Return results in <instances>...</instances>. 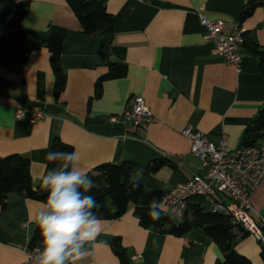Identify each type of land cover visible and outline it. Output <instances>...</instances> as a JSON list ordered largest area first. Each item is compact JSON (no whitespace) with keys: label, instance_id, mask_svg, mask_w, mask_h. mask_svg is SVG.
Wrapping results in <instances>:
<instances>
[{"label":"crops","instance_id":"0c3cea01","mask_svg":"<svg viewBox=\"0 0 264 264\" xmlns=\"http://www.w3.org/2000/svg\"><path fill=\"white\" fill-rule=\"evenodd\" d=\"M26 1L27 41H43L53 28L65 30L61 62L67 75L65 89L57 94L46 47L32 49L24 61L13 54L0 59V157L18 152L28 156L34 187L43 177L56 137L73 146L86 172L103 162L146 167L165 161L139 178L146 189L164 191L204 174L182 133L186 126L204 132L214 144L225 136L234 151L245 147L246 129L264 105L259 60L244 44L240 71L214 55L200 14L221 19L226 33L239 23L245 40L264 49V0L243 20L242 12L252 0H102L115 17L112 46L101 36L83 32L67 0H0V36L15 6ZM116 61L126 64V75L99 83ZM138 95L155 117L145 134H136L142 140L124 136L135 133L132 126L108 119L121 114ZM36 100L47 114L44 118L33 121L30 113L15 118L17 106ZM257 145H264V138ZM253 194L251 214L264 223V178ZM43 204L9 193L7 207L0 206V264L24 261ZM133 211L117 219L99 218L95 247L86 245L88 255L76 264H123L112 250L115 238H120L129 264H215L223 258L200 228L184 236L161 234L138 224ZM38 245L42 248V241ZM235 248L251 264H264L263 240L239 233ZM134 254L140 255L136 261Z\"/></svg>","mask_w":264,"mask_h":264},{"label":"trees","instance_id":"16d2710c","mask_svg":"<svg viewBox=\"0 0 264 264\" xmlns=\"http://www.w3.org/2000/svg\"><path fill=\"white\" fill-rule=\"evenodd\" d=\"M75 13L82 30L85 34L101 36L109 45H113L115 34V17L107 10L102 0H67ZM243 10L241 20L250 16L261 0H252ZM29 10V1L19 2L9 19L6 22L3 33L0 36V59L6 55L13 54L21 60H26L32 49L46 47L50 52V63L55 77V92L61 93L67 84V75L63 69L61 56L65 30L53 28L49 36L40 42H29L25 39L23 20ZM244 45L259 60V70L264 79V49L256 42L244 40ZM127 66L123 62H111L109 70L99 78V83L103 80L121 78L126 75ZM264 138V105L259 113L254 117L249 127L246 129L244 138L245 146H255ZM51 151L73 152L74 148L70 144L64 143L60 138H55L51 144ZM59 162L46 163L47 172L58 166ZM165 161H160L153 165L141 166L130 161L120 163L103 162L88 171V175L93 179L95 187L91 190L100 207L94 209L100 219H117L124 215L129 209H134V216L138 224L161 234H172L184 236L193 228H200L208 234L217 244L223 254V258L218 259L215 264H251L246 256L238 253L235 246L239 239V233L248 235L240 226L233 223L230 218L220 212L210 210L202 201L197 198L189 201L184 218L180 222H175L172 216L163 211L160 212V219L153 220L149 215V202L156 198L162 199L166 191L162 189L148 190L141 183L135 184L133 175L138 168L143 169V174L156 171ZM37 187L33 186L30 173V159L28 156L12 153L0 157V206L7 207V198L11 192H19L28 198L46 202L48 193L42 187V180ZM143 205V206H141ZM42 241L41 231L38 227L31 246L38 245ZM115 254L123 264H129V259L120 238L113 241Z\"/></svg>","mask_w":264,"mask_h":264},{"label":"built area","instance_id":"2783aa9c","mask_svg":"<svg viewBox=\"0 0 264 264\" xmlns=\"http://www.w3.org/2000/svg\"><path fill=\"white\" fill-rule=\"evenodd\" d=\"M200 19L206 30V38L212 44V53L240 71L244 28L238 23L231 32L226 33L221 19L213 20L202 14ZM41 107L39 100L30 106L19 105L15 108V118L22 120L30 113L31 119L38 121L47 115ZM123 110L121 114L111 115L108 119L132 126L135 133L124 136L142 140L136 134H145L155 122L144 96L134 97ZM182 133L190 142L191 153L201 161L204 174H195L185 183L172 185L161 199L164 204L162 211L180 222L189 201L200 198L210 210L226 215L249 235L264 241V223H258L251 214L254 211L253 193L264 178V145L245 146L234 151L226 144L225 136L214 144L204 132L193 126H186ZM37 249L42 248L39 245L26 248L25 259L18 264H33L30 257L36 255ZM139 258V254L132 256L133 261Z\"/></svg>","mask_w":264,"mask_h":264},{"label":"clouds","instance_id":"9594fccd","mask_svg":"<svg viewBox=\"0 0 264 264\" xmlns=\"http://www.w3.org/2000/svg\"><path fill=\"white\" fill-rule=\"evenodd\" d=\"M46 159L59 163L42 180V187L48 193L36 218L42 249H37L30 259L33 264H76L88 255L86 245L95 247L96 237L101 232L102 221L93 211L100 205L93 195L87 194L95 184L80 167L78 152L51 151ZM142 174L143 169L138 168L137 187ZM163 208V202L153 198L149 202L150 217L159 220Z\"/></svg>","mask_w":264,"mask_h":264},{"label":"water","instance_id":"95a60500","mask_svg":"<svg viewBox=\"0 0 264 264\" xmlns=\"http://www.w3.org/2000/svg\"><path fill=\"white\" fill-rule=\"evenodd\" d=\"M264 231V230H263Z\"/></svg>","mask_w":264,"mask_h":264}]
</instances>
